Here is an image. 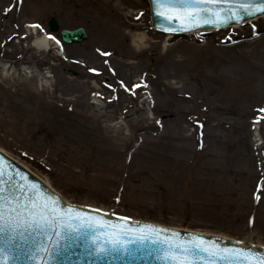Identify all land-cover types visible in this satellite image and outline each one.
Instances as JSON below:
<instances>
[{"label": "rangeland", "instance_id": "1", "mask_svg": "<svg viewBox=\"0 0 264 264\" xmlns=\"http://www.w3.org/2000/svg\"><path fill=\"white\" fill-rule=\"evenodd\" d=\"M52 16L88 31L65 57L25 28ZM150 18L148 0H0V58L53 74L0 66V147L70 201L264 244V16L204 42Z\"/></svg>", "mask_w": 264, "mask_h": 264}, {"label": "snow or ice", "instance_id": "2", "mask_svg": "<svg viewBox=\"0 0 264 264\" xmlns=\"http://www.w3.org/2000/svg\"><path fill=\"white\" fill-rule=\"evenodd\" d=\"M17 3L22 4V0H17ZM153 3L156 5V15L173 25L164 26L162 31L165 33H187L193 29H201L205 24L213 26L228 24L233 19L241 20L242 13L254 15L257 9L260 14H264V2L257 4L254 0H153ZM135 19L139 20L140 16ZM26 27L40 29L38 24ZM48 39L59 43L55 36H49ZM104 55L110 54L104 53ZM90 71L96 70L90 69ZM108 87L111 88V85ZM124 90L128 91L127 88ZM11 179L12 177H9V180ZM16 188L19 189V196L10 194L8 198L3 196V189H0V264H14L16 260L25 256L32 264H50L54 255L59 252L61 241L67 242L73 239V232L76 234V239H84L85 248L89 247L90 239L94 245L90 254L97 257L108 256L112 252L128 251L127 245L113 233H109L102 241L99 233H93L89 237L87 233L81 232L77 223L80 213H76L74 219L71 213L61 212L55 206L56 200L44 196L37 184L27 182L26 176H21V183L16 185ZM28 192L32 195H27ZM5 234L7 240L4 238ZM30 235H43L44 240L36 243L30 239ZM172 235L179 237V233ZM163 243L167 244V248L162 251L166 257H171L174 264H196L197 259L203 264H216L217 256L225 259L242 257L243 259L238 260L237 264H264V257L253 259L250 252L220 249L215 243L208 244L200 236L194 235L188 241H163ZM70 247L72 245L66 243L65 250ZM229 264H232L230 259Z\"/></svg>", "mask_w": 264, "mask_h": 264}, {"label": "water", "instance_id": "3", "mask_svg": "<svg viewBox=\"0 0 264 264\" xmlns=\"http://www.w3.org/2000/svg\"><path fill=\"white\" fill-rule=\"evenodd\" d=\"M151 1V10L153 23L158 28L164 26L172 27L164 18L156 15V5ZM259 4L264 0H254ZM260 15L258 9L255 10L254 15L242 13V19L237 21L233 19L230 23H239L246 19L253 18ZM228 24L210 25L205 24L203 27H220ZM51 30L59 28L55 20L49 23ZM62 38L66 42L83 41L87 34L83 27L74 30H63ZM27 177V182L35 183L40 189V192L46 197H51L56 200V207L65 213H71L75 219V214L80 213V219L77 223L80 225V230L87 233L90 237L93 233H99L101 240L107 238L109 233L115 234L123 244L127 245V252L118 251L112 252L108 256L97 257L90 254L91 248L94 247L92 242L88 241L89 247L83 246L84 239H76V234L73 232V239L65 242L61 241L58 254H55L50 264H174L171 257H166L163 249L167 248V244L163 241L174 242L176 240L188 241L192 236L202 237L208 244L215 243L220 249H230L236 252L241 250L252 253V258L256 259L264 257V246L246 243L243 241L225 238L219 235H209L201 232L188 231L185 229H176L156 223L134 221L126 217H120L105 213L100 210L87 208L78 204H71L64 201L56 191H54L46 182H44L35 173L30 171L21 163L17 162L12 157L0 151V189H3V196L8 198L10 194L19 196V189L16 185L21 183V176ZM9 177H12L9 180ZM27 195L31 196L32 193L28 192ZM23 202V197H21ZM7 207V205H5ZM91 218V219H89ZM91 226H88V225ZM135 231H132V230ZM164 229L166 231H158ZM67 234V229H65ZM172 233H179V237L173 236ZM7 240V234H5ZM30 239L36 243L44 240L43 235L36 236L30 235ZM71 244L72 247L65 250V246ZM110 247V245H109ZM207 258V257H206ZM47 259V257H45ZM232 264H237L238 260L242 257H230ZM229 259L216 257V264H229ZM14 264H32L27 256L20 258ZM196 264H203L199 259Z\"/></svg>", "mask_w": 264, "mask_h": 264}, {"label": "bare ground", "instance_id": "4", "mask_svg": "<svg viewBox=\"0 0 264 264\" xmlns=\"http://www.w3.org/2000/svg\"><path fill=\"white\" fill-rule=\"evenodd\" d=\"M239 24H237V25H235V26H238ZM209 30H211V29H204V30H201L202 32H207V31H209ZM48 37H49V35H44L43 37L41 36V37H37L35 40H34V45L36 46V47H38V48H41V49H43V48H45V49H47V47L48 48H50V46L52 45V43H51V41L48 39ZM141 38L142 37H140L139 39L138 38H136V40H134L135 41V44H137V46L140 44V40H141ZM169 38V37H168ZM137 42V43H136ZM14 158H16V157H14ZM17 160H19L18 158H16ZM20 161V160H19ZM24 165H27L25 162H23V161H21ZM27 167H29V168H31L29 165H27ZM32 169V171L33 172H35V173H37L38 175H40V177L43 179V180H45L48 184H50L49 183V181H48V179L44 176V175H42L39 171H37V170H34L33 168H31Z\"/></svg>", "mask_w": 264, "mask_h": 264}]
</instances>
